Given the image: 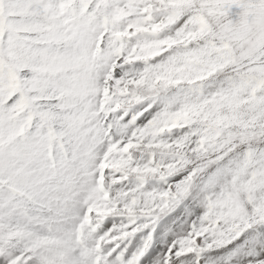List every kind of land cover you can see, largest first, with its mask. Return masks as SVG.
Here are the masks:
<instances>
[{
	"label": "snow or ice",
	"instance_id": "6c2138e0",
	"mask_svg": "<svg viewBox=\"0 0 264 264\" xmlns=\"http://www.w3.org/2000/svg\"><path fill=\"white\" fill-rule=\"evenodd\" d=\"M0 264H264V0H0Z\"/></svg>",
	"mask_w": 264,
	"mask_h": 264
}]
</instances>
